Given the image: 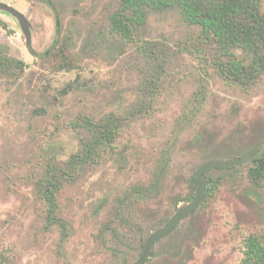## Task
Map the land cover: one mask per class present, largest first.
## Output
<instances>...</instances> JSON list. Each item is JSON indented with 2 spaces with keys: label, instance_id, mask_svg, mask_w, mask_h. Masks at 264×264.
Segmentation results:
<instances>
[{
  "label": "rangeland",
  "instance_id": "obj_1",
  "mask_svg": "<svg viewBox=\"0 0 264 264\" xmlns=\"http://www.w3.org/2000/svg\"><path fill=\"white\" fill-rule=\"evenodd\" d=\"M0 1L30 19L37 52L52 46L56 16L47 0ZM58 2L77 64L71 71L58 70L60 58L34 56L17 20L0 12L7 23L0 24V47L24 69L0 74V264H132L174 213V198L191 196L202 163L264 145V74L248 92L227 84L196 52L199 29L177 11L150 13L124 43L110 33L118 0ZM142 95L148 110L133 117ZM111 111L130 121L112 153L59 192L57 215L70 230L61 243L59 224L47 219L48 172L78 168L83 133L72 120ZM161 167L159 197L127 209L119 227L125 238L109 229L117 197L148 185ZM249 169L207 171L203 203L157 242L146 264H254L245 241L256 235L264 244V180L254 183Z\"/></svg>",
  "mask_w": 264,
  "mask_h": 264
},
{
  "label": "trees",
  "instance_id": "obj_2",
  "mask_svg": "<svg viewBox=\"0 0 264 264\" xmlns=\"http://www.w3.org/2000/svg\"><path fill=\"white\" fill-rule=\"evenodd\" d=\"M54 9L56 16V37L52 46L43 53L37 52L28 41L31 53L43 60L60 58L58 70L71 71L76 68V61L71 54L69 36L63 34V16L58 0H47ZM264 0H118L117 7L110 14V33L119 37L124 43H131L136 33L146 24L150 13L177 11L189 25L199 29L200 47L196 52L206 63L211 64L216 75L230 86H238L244 92L255 88L264 74ZM4 28L7 23L0 20ZM23 62L9 55L0 47V74L9 76L23 69ZM143 92V88L140 89ZM146 94V92L142 93ZM145 96L129 114L133 117L148 110ZM130 118L111 111L101 118L82 114L71 121L74 130L82 132V149L78 168L73 174L62 170L51 169L48 178L49 187L43 197L47 208L48 223H58L61 228V243L66 242L70 235L69 224L60 220L57 215L59 207L58 194L66 181L88 167L102 163L106 155L116 148L115 143ZM261 143L263 141L261 140ZM262 148L259 143L250 149L249 154ZM235 167H220L219 170H232ZM164 170L157 169L148 185L136 184L117 197L114 222L109 229L125 238L127 223L126 211L131 205L155 199L160 194V182ZM249 175L254 183L264 180V158L250 163ZM193 192L189 197L177 196L173 205L178 208L181 201H187L195 194V178L192 177ZM219 184L215 180L214 185ZM210 187V186H209ZM208 187V190H209ZM175 209V211H176ZM196 209L194 212H196ZM174 211V212H175ZM192 212L190 215H192ZM172 216V215H171ZM165 219L168 222L169 218ZM247 253L255 258L254 264H264V244L256 235H250L246 241Z\"/></svg>",
  "mask_w": 264,
  "mask_h": 264
},
{
  "label": "water",
  "instance_id": "obj_3",
  "mask_svg": "<svg viewBox=\"0 0 264 264\" xmlns=\"http://www.w3.org/2000/svg\"><path fill=\"white\" fill-rule=\"evenodd\" d=\"M0 12L12 16L17 20L27 41H32V25L30 19L14 6L0 1ZM264 158V145L253 154L239 156L231 159L214 158L202 163L195 172V194L187 201H181L176 211L169 218L168 222L158 229L153 230L147 237L143 249L137 260L132 264H146L153 254L157 242L171 234L177 226L182 223L192 212H194L204 201L206 190L210 179L206 177V172L220 167H236L255 160Z\"/></svg>",
  "mask_w": 264,
  "mask_h": 264
},
{
  "label": "flooded vegetation",
  "instance_id": "obj_4",
  "mask_svg": "<svg viewBox=\"0 0 264 264\" xmlns=\"http://www.w3.org/2000/svg\"><path fill=\"white\" fill-rule=\"evenodd\" d=\"M17 9V8H16ZM145 244V243H144ZM144 246V245H143ZM142 249H143V247H142Z\"/></svg>",
  "mask_w": 264,
  "mask_h": 264
}]
</instances>
